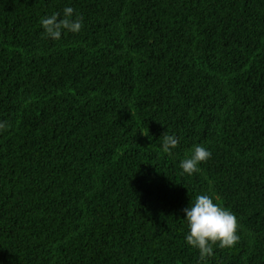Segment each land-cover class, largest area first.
<instances>
[{"label":"trees","instance_id":"trees-1","mask_svg":"<svg viewBox=\"0 0 264 264\" xmlns=\"http://www.w3.org/2000/svg\"><path fill=\"white\" fill-rule=\"evenodd\" d=\"M0 121V264H264V0H0ZM203 194L240 239L199 261Z\"/></svg>","mask_w":264,"mask_h":264},{"label":"clouds","instance_id":"clouds-1","mask_svg":"<svg viewBox=\"0 0 264 264\" xmlns=\"http://www.w3.org/2000/svg\"><path fill=\"white\" fill-rule=\"evenodd\" d=\"M40 24L46 38L59 40L64 31L78 33L83 27V17L76 14L74 8L66 6L62 13L53 12L49 16L42 17ZM7 128L8 122L0 121V131ZM142 134L147 136L148 130ZM178 145V137L166 132L162 134L164 153L171 154ZM210 156V150L199 144L194 145L191 155L180 162L181 175L191 176L198 171V164L207 161ZM182 211L188 229L185 237L186 243L198 250L199 261L212 257L214 246L224 249L233 247L239 242L236 216L220 203H214L212 196L197 195Z\"/></svg>","mask_w":264,"mask_h":264}]
</instances>
